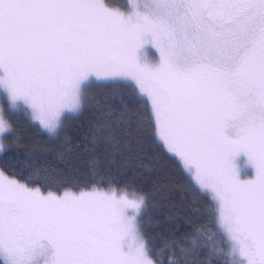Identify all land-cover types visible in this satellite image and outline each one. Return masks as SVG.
Instances as JSON below:
<instances>
[{
    "label": "snow or ice",
    "instance_id": "obj_1",
    "mask_svg": "<svg viewBox=\"0 0 264 264\" xmlns=\"http://www.w3.org/2000/svg\"><path fill=\"white\" fill-rule=\"evenodd\" d=\"M145 45L157 63L141 61ZM91 76L134 81L142 94L125 105L120 138L99 125L93 144L131 150L147 134L217 206L156 245L138 219L142 195L45 192L63 179L22 183L0 168V264H264V0H137L128 11L109 0H0L10 106L22 101L58 135L62 114L83 109ZM12 131L0 114V134ZM8 147L0 138V153Z\"/></svg>",
    "mask_w": 264,
    "mask_h": 264
},
{
    "label": "trees",
    "instance_id": "obj_2",
    "mask_svg": "<svg viewBox=\"0 0 264 264\" xmlns=\"http://www.w3.org/2000/svg\"><path fill=\"white\" fill-rule=\"evenodd\" d=\"M109 2L122 9L127 5V0ZM83 94L87 97L83 109L64 116L58 135H49L23 113L6 114L13 131L4 135L9 147L0 153V168L22 183H40L38 177L63 179L44 187L45 192L78 193L95 188L142 195L147 203L141 216L144 236L156 245L160 243L158 233L176 231L179 236L191 231L189 222H204L206 208L215 206L211 196L196 187L176 157L153 145L149 135L139 147L133 143L131 150L124 145L113 149L103 139L93 144L99 125H110L120 138L122 121L127 118L125 105L132 109L140 103L136 88L128 82L90 81ZM93 159L97 163L90 167Z\"/></svg>",
    "mask_w": 264,
    "mask_h": 264
},
{
    "label": "rangeland",
    "instance_id": "obj_3",
    "mask_svg": "<svg viewBox=\"0 0 264 264\" xmlns=\"http://www.w3.org/2000/svg\"><path fill=\"white\" fill-rule=\"evenodd\" d=\"M136 2H137V0H127L126 7L124 9H122V8H120V9L123 10V11H128V10H130L131 5L136 3ZM140 2L142 3L143 0H140ZM113 7H115V6H113ZM140 57H141V61L142 62L155 64L159 60V53L153 46L145 45V47L140 52ZM90 81H103V80H99V79H97L94 76L89 77V79L84 81L83 84L81 85L82 92H83L84 86ZM125 82H128V83L132 84L136 88V90L139 92V89L135 85L134 81L127 80ZM140 95L142 96V94H140ZM19 113H23L31 122H33L34 124H37L40 127L39 122L34 120V119H32V112H31L30 107H28L27 105L23 104L22 101H18L16 106H10V102H9V99L7 97L6 92L3 89H0V114H2L4 119L7 121L6 116H5L6 114L7 115H14V114L18 115ZM72 114H75V113L68 112L66 110L62 114L61 120H63L64 116L72 115ZM44 131L46 132V130H44ZM5 134L6 133L0 134V138L3 139ZM169 154L174 156V157H176L173 153H169ZM176 158L179 160L178 157H176ZM237 164L240 166L242 171L248 170L249 166L247 165L245 157L242 156V157L238 158ZM181 165H182V163H181ZM182 168H183V166H182ZM183 170H184V168H183ZM184 171L187 173V175L190 177V179L193 181V183L196 185L197 188H199L201 191H204V192L208 193L211 196V198H212V200L214 202V205L217 206L211 191L210 190H206V189H201L199 187V185L195 182V180L192 178L191 174L188 173L186 170H184ZM245 178H247V177H245ZM58 194H62V193H58ZM116 194H117V196H120V195H123V194H127L129 199H132V198H134V196H137V195H132V194H129V193H126V192H122V191L116 192ZM129 214L130 215L132 214L131 211L129 212ZM138 219H141V216L138 217Z\"/></svg>",
    "mask_w": 264,
    "mask_h": 264
}]
</instances>
